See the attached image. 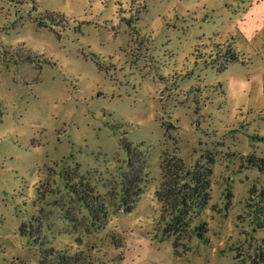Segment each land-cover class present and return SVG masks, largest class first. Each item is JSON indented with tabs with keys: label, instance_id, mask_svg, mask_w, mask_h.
Wrapping results in <instances>:
<instances>
[{
	"label": "rangeland",
	"instance_id": "374dc122",
	"mask_svg": "<svg viewBox=\"0 0 264 264\" xmlns=\"http://www.w3.org/2000/svg\"><path fill=\"white\" fill-rule=\"evenodd\" d=\"M123 141L145 158L126 212ZM171 152L214 155L175 247L155 195ZM259 160L264 0H0V264H264ZM72 169L106 220L65 185Z\"/></svg>",
	"mask_w": 264,
	"mask_h": 264
},
{
	"label": "trees",
	"instance_id": "16d2710c",
	"mask_svg": "<svg viewBox=\"0 0 264 264\" xmlns=\"http://www.w3.org/2000/svg\"><path fill=\"white\" fill-rule=\"evenodd\" d=\"M42 19L53 21L48 14ZM39 22H44V21ZM39 20V19H38ZM239 55L232 51L227 55V60H239ZM123 147L127 154V170L122 174V201L125 212L130 211L136 198L141 193L142 173L145 158L141 151L129 141H123ZM214 164V155L208 152L193 164L186 167L183 160L176 152L164 154L161 161L162 179L155 195L160 202L163 232L168 236L174 235L173 247L177 246V240L188 231L191 221L200 216L202 210L208 204L211 194V175ZM260 171H264V161L252 163ZM65 185L77 196L95 221L106 220L107 213L99 195L84 181L74 169L67 171ZM195 235L207 242V222L201 221L194 228Z\"/></svg>",
	"mask_w": 264,
	"mask_h": 264
}]
</instances>
